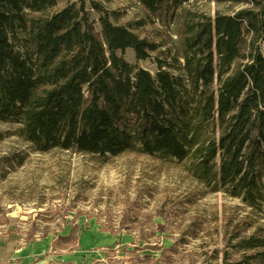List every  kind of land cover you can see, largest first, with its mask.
Returning <instances> with one entry per match:
<instances>
[{
	"label": "trees",
	"instance_id": "obj_1",
	"mask_svg": "<svg viewBox=\"0 0 264 264\" xmlns=\"http://www.w3.org/2000/svg\"><path fill=\"white\" fill-rule=\"evenodd\" d=\"M137 1L153 15L179 12L178 74L163 60L155 75L129 62L128 49L144 60L160 44L101 2L90 0L98 31L85 0H0V122L40 153L184 163L255 216L236 225L226 262L264 264V0H231L248 6L213 17L190 0Z\"/></svg>",
	"mask_w": 264,
	"mask_h": 264
},
{
	"label": "rangeland",
	"instance_id": "obj_2",
	"mask_svg": "<svg viewBox=\"0 0 264 264\" xmlns=\"http://www.w3.org/2000/svg\"><path fill=\"white\" fill-rule=\"evenodd\" d=\"M85 1L100 31V13ZM95 1L114 21L160 44L144 60L128 49L129 62L155 75L163 60L179 73L178 11L153 15L137 0ZM184 6L213 17L248 4L190 0ZM18 128L0 122V245L13 242L16 251L6 264H228L225 251L228 259L237 257L229 245L236 225L255 216L240 199L204 187L184 163L139 152L105 160L74 150L40 153Z\"/></svg>",
	"mask_w": 264,
	"mask_h": 264
},
{
	"label": "crops",
	"instance_id": "obj_3",
	"mask_svg": "<svg viewBox=\"0 0 264 264\" xmlns=\"http://www.w3.org/2000/svg\"><path fill=\"white\" fill-rule=\"evenodd\" d=\"M86 242L83 240V238L81 239L80 243ZM84 247V246H83ZM11 249V254L8 255V251ZM82 248L79 247V249L77 248V251L81 250ZM2 253V255H0V264H6L10 259H12L15 256V245L13 244V242L8 243V245L6 246H2L0 245V254Z\"/></svg>",
	"mask_w": 264,
	"mask_h": 264
},
{
	"label": "bare ground",
	"instance_id": "obj_4",
	"mask_svg": "<svg viewBox=\"0 0 264 264\" xmlns=\"http://www.w3.org/2000/svg\"><path fill=\"white\" fill-rule=\"evenodd\" d=\"M11 249H12V248H10V250L8 251V252H9V253H8V255H10V254H11ZM0 255H2V253H1Z\"/></svg>",
	"mask_w": 264,
	"mask_h": 264
}]
</instances>
